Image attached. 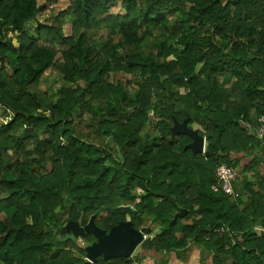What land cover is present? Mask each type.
<instances>
[{
  "label": "trees",
  "instance_id": "obj_1",
  "mask_svg": "<svg viewBox=\"0 0 264 264\" xmlns=\"http://www.w3.org/2000/svg\"><path fill=\"white\" fill-rule=\"evenodd\" d=\"M52 3L0 0V107L13 114L0 264H172L194 247L211 264H264V138L249 130L264 116V0H70L34 32ZM184 123L204 154L174 133ZM222 165L240 173L239 199L213 189ZM71 221L131 223L145 240L91 263L98 240L65 241Z\"/></svg>",
  "mask_w": 264,
  "mask_h": 264
},
{
  "label": "water",
  "instance_id": "obj_2",
  "mask_svg": "<svg viewBox=\"0 0 264 264\" xmlns=\"http://www.w3.org/2000/svg\"><path fill=\"white\" fill-rule=\"evenodd\" d=\"M174 133L189 135L193 139L191 148L195 153H203L206 140L199 136L197 132L189 130L184 123L178 126ZM67 231L72 232L67 240H75L77 237H85L87 233L95 234L98 243L89 249L88 258L93 262L97 256L104 255L105 258H118V257H132L137 248L145 240V237L140 231L135 230L131 223H122L113 228L109 234L90 225L87 228H82L76 222H69Z\"/></svg>",
  "mask_w": 264,
  "mask_h": 264
},
{
  "label": "rangeland",
  "instance_id": "obj_3",
  "mask_svg": "<svg viewBox=\"0 0 264 264\" xmlns=\"http://www.w3.org/2000/svg\"><path fill=\"white\" fill-rule=\"evenodd\" d=\"M47 2V0H38V3L40 5H43ZM70 5V0H53V3L51 6H49V10L43 14H39V16L37 17V21L32 22V24H30V28L35 32L36 30V24H39L40 22L45 23L46 20L52 16H55L58 12L62 11V10H66L68 9ZM121 12V7L120 5H111L107 8V13L108 14H117ZM75 22V18L73 16L67 17L66 19H64L62 21L63 24V30L65 31L66 35H70L71 34V30H72V25ZM13 45L15 47L18 46V42L16 39L13 40ZM118 77L113 76L111 78V81H115ZM122 78V77H120ZM123 79H129L128 77H123ZM13 118V114L9 111L4 112V110H2V108L0 107V124H6L9 121H11ZM2 197H5V194L1 195ZM94 236L96 237V235L94 234ZM98 240V239H97ZM138 250V251H137ZM136 252H139V247L137 248Z\"/></svg>",
  "mask_w": 264,
  "mask_h": 264
},
{
  "label": "built area",
  "instance_id": "obj_4",
  "mask_svg": "<svg viewBox=\"0 0 264 264\" xmlns=\"http://www.w3.org/2000/svg\"><path fill=\"white\" fill-rule=\"evenodd\" d=\"M249 130L255 133L260 138H264V116L259 118L257 125L250 126ZM205 149L206 142L204 145L203 154L205 153ZM240 177V173L237 170L226 165L219 166L217 169L218 186H214L213 189L216 192L221 191L227 196H232L234 199H239L240 193L236 190L235 184L237 180L240 179ZM87 260L91 263L93 262L88 257Z\"/></svg>",
  "mask_w": 264,
  "mask_h": 264
},
{
  "label": "crops",
  "instance_id": "obj_5",
  "mask_svg": "<svg viewBox=\"0 0 264 264\" xmlns=\"http://www.w3.org/2000/svg\"><path fill=\"white\" fill-rule=\"evenodd\" d=\"M243 163L248 162V158H243ZM136 252V251H135ZM135 254V253H134ZM133 254V255H134ZM180 255L172 254L170 260L172 264H211V260L202 261L201 251L198 248H190L184 251H180Z\"/></svg>",
  "mask_w": 264,
  "mask_h": 264
}]
</instances>
